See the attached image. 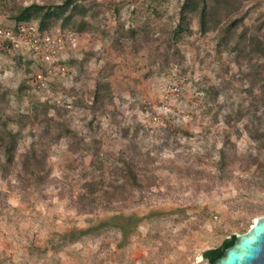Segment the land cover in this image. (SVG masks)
<instances>
[{
  "label": "rangeland",
  "instance_id": "rangeland-1",
  "mask_svg": "<svg viewBox=\"0 0 264 264\" xmlns=\"http://www.w3.org/2000/svg\"><path fill=\"white\" fill-rule=\"evenodd\" d=\"M63 1L0 0V25L13 28L10 16L19 7ZM110 1L120 0L81 4ZM178 7L175 1L169 6L165 25L175 22ZM131 10L122 11L126 26ZM263 15L264 0H243L220 26L208 25L204 33L191 15L194 34L180 45L183 59L176 62L166 59L158 42L138 54L127 43L116 50L111 42L116 22L110 11L95 17L77 14L66 29L56 21L49 30L52 35L74 33L76 45L61 50L64 74L55 72L44 87L34 80L41 69L39 56L29 46L14 50L0 39V88L8 92L2 109L12 119L9 128L18 134L16 159L54 130L42 117L44 102L51 108L49 117L54 116L53 105L63 110L60 121L73 134L66 139L55 134L36 183L20 166L8 173L0 170V264H208L201 257L204 251L246 233L255 219L264 217V191L248 183L254 169L246 161L255 154L254 146L243 131L245 122L234 129L227 118L248 105L251 75L264 80V59L253 55L252 67L244 59L235 62L233 54L218 58L214 51L227 22L242 18L234 29V45L242 31L256 33ZM107 71L113 102L106 116L92 121L86 106ZM173 87L179 88L177 94ZM208 88L219 92L217 99L205 94ZM258 93L256 88L254 95ZM227 132L238 161H227L219 182L216 164ZM92 137L105 154L131 157L140 185L124 200L89 213L83 197L87 181L116 178L108 169L101 173L99 159L85 152L83 144ZM118 211L140 219L128 238L116 231L79 242L67 237Z\"/></svg>",
  "mask_w": 264,
  "mask_h": 264
},
{
  "label": "trees",
  "instance_id": "trees-1",
  "mask_svg": "<svg viewBox=\"0 0 264 264\" xmlns=\"http://www.w3.org/2000/svg\"><path fill=\"white\" fill-rule=\"evenodd\" d=\"M81 1L64 0L56 6L32 4L19 7L12 12L10 20L14 28L35 21L41 32H49L52 24L56 21L61 23L62 29H66L77 14L86 15L90 12L92 17H95L100 11L107 10L112 13L116 22L111 37L112 46L116 50H120L123 44L127 43L133 52L138 54L151 43L158 42L167 60L180 62L183 59L180 45L194 34L190 22L191 15L196 16L199 32L204 33L208 25L220 26L224 17L240 9L243 0H134L131 4L128 1L120 0L100 5L93 3L88 7L81 4ZM173 1L179 4L176 19L174 23L165 25L169 6ZM129 7H132L131 20L126 26L122 18V11ZM260 19L263 20L257 25L256 33L248 35L247 30L242 31L234 45L231 44L234 29L242 21V18H235L223 25L221 35L214 46L216 56L220 58L224 54L228 56L233 54L235 62L239 63L240 59H244L252 67H254L253 55L264 59V15ZM105 73H107L105 77L96 82L91 92L89 105L86 106L93 115L92 121H95L98 116H106L109 106L113 102L112 87L106 80L110 71ZM256 88H259L258 95H254ZM7 93V90L0 88V153L4 158V162L0 163V170L8 173L15 165L20 166L28 175V179L36 183L40 179V174L45 170L47 147L49 148L55 134H58L62 139L73 137V134L60 121L63 110L53 105L54 116L49 117L48 113L51 108L48 102H44L40 104L42 117L53 125L54 130L53 132L46 131L37 142H33L29 150L16 159L18 134L9 128L12 119L4 116L2 109ZM218 93L214 88H208L205 91V94L214 100L217 99ZM246 93L249 98L248 105L239 108L235 114H230L227 118L234 129H237L239 123L245 122L243 131L249 142L253 144L255 152L254 155L250 154L246 161L248 168L254 169L248 179L249 187L256 191H264V80L256 79L251 75ZM36 112L37 109H35ZM83 148L86 153H91L95 159H99L97 165H99L101 173L104 169H108L116 175V178L109 182H106L102 177H92L87 181L84 185L85 194L83 196L88 201L84 208L86 211L92 213L99 206L106 207L124 200L129 191L139 187L140 182L135 172L134 162L124 152H120L117 156L105 154L101 151L100 141L95 137H92L89 143L83 144ZM218 154L216 173L220 182L223 180L227 161L232 163L238 161L236 146L231 140L230 133L224 134ZM240 161L244 162L245 159L241 158ZM103 210L105 211V208ZM139 222L140 219L134 215L125 216L118 211L102 220L101 224L73 230L68 233L67 237H75V241L79 242L85 239L92 240L105 233L116 231L121 234L123 239H126L130 236L131 231L137 228ZM234 240L235 236L233 235L223 240L218 247L204 251L201 255L202 260L213 264L222 257L227 248L233 245Z\"/></svg>",
  "mask_w": 264,
  "mask_h": 264
},
{
  "label": "built area",
  "instance_id": "built-area-1",
  "mask_svg": "<svg viewBox=\"0 0 264 264\" xmlns=\"http://www.w3.org/2000/svg\"><path fill=\"white\" fill-rule=\"evenodd\" d=\"M0 39L14 50H23L29 46L34 54L39 56L40 73L34 80L43 87L45 81L56 73L64 74V65L60 62V52L65 47L73 49L76 45V37L72 32L52 35L49 32H41L37 22L21 24L16 28L0 25ZM172 93L179 92L178 87L171 88ZM156 120V118H154Z\"/></svg>",
  "mask_w": 264,
  "mask_h": 264
},
{
  "label": "water",
  "instance_id": "water-1",
  "mask_svg": "<svg viewBox=\"0 0 264 264\" xmlns=\"http://www.w3.org/2000/svg\"><path fill=\"white\" fill-rule=\"evenodd\" d=\"M234 236L233 245L213 264H264V217L255 219L246 233Z\"/></svg>",
  "mask_w": 264,
  "mask_h": 264
}]
</instances>
